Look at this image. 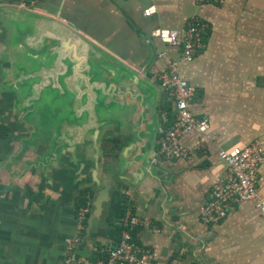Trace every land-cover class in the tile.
<instances>
[{
  "label": "crops",
  "instance_id": "obj_1",
  "mask_svg": "<svg viewBox=\"0 0 264 264\" xmlns=\"http://www.w3.org/2000/svg\"><path fill=\"white\" fill-rule=\"evenodd\" d=\"M150 7L156 12L146 17ZM194 15L209 23L205 47L179 73L197 88L190 108L209 117V138L192 131L182 143L205 140L203 150L154 164L157 128L175 108L155 77L182 46L153 32L183 34ZM40 56L54 81L45 101L29 96L35 111L26 115L25 78ZM89 62H105L108 72L99 76ZM257 140L264 143V0H0V264H64L69 255L96 264L117 245L112 199L89 219L95 167L109 196L122 194L142 218L137 241L156 264H264L256 202H240L218 224L201 220L226 173L219 153ZM258 187L264 199V166ZM85 188L93 197L80 227L75 199Z\"/></svg>",
  "mask_w": 264,
  "mask_h": 264
},
{
  "label": "built area",
  "instance_id": "obj_2",
  "mask_svg": "<svg viewBox=\"0 0 264 264\" xmlns=\"http://www.w3.org/2000/svg\"><path fill=\"white\" fill-rule=\"evenodd\" d=\"M196 2L220 4L224 0H196ZM155 12V7H150L144 11V15L151 17ZM208 28L209 23L206 19L194 15L188 19L183 34L175 29H157L153 32V37L164 44L182 46L180 58L170 59L166 70L159 72L155 77L162 90L173 99L175 108L171 124L157 128L158 149L152 160L154 164L163 159H189L196 151L203 150L205 140L192 148L182 143L181 138L192 131H198L209 138L207 136L210 129L209 117L198 116L190 108L197 88L179 73L180 63L193 62L205 47ZM165 55L166 53L162 52L159 57L164 58ZM166 122L167 118H165ZM219 156L225 165L226 173L210 192L201 213L202 222L206 225L222 222L240 202H256L264 214V199H260L258 187L259 173L264 166V143L257 140L244 147L222 150ZM88 212V205L77 212L80 227L86 220ZM118 225L121 231L117 245L108 250L96 264H156L153 250L137 241L136 233L143 225L142 218L128 210L118 221ZM74 262V257L69 255L64 264H74ZM84 262L90 264L88 261Z\"/></svg>",
  "mask_w": 264,
  "mask_h": 264
},
{
  "label": "water",
  "instance_id": "obj_3",
  "mask_svg": "<svg viewBox=\"0 0 264 264\" xmlns=\"http://www.w3.org/2000/svg\"><path fill=\"white\" fill-rule=\"evenodd\" d=\"M27 33H28V31H27ZM30 35H32V33L30 34ZM38 35L39 34H37V37H38ZM71 48H74V45H72L71 46ZM102 54V53H101ZM103 55V54H102ZM63 56V55H62ZM106 61V60H105ZM111 63V62H110ZM64 65V64H63ZM89 67H90V70L92 71V70H95L97 73H100L99 74V76H102L103 74H104V72L105 71H107L108 70V66L105 64V62L104 63H93V62H89ZM117 67V66H116ZM64 68L66 69V71H67V65L65 66L64 65ZM120 69H118L117 71H118V73H122V72H126L128 69L127 68H122V67H119ZM44 70H45V65H44V68H43ZM103 70H105L104 72H102L101 73V71H103ZM65 71V72H66ZM108 72V71H107ZM36 73V75H34ZM35 73H33V74H28V75H30L29 77H26L25 78V80H28V79H30V78H32V77H34V76H37V75H40V69L39 70H37V71H35ZM118 75V74H117ZM50 81L52 82V81H54V79H52V78H50V74H48V71H46L45 70V77L42 79V83H41V86H40V89H39V93H40V100L41 101H45L46 100V98L45 97H47V99L49 98V94H46V89L48 88V86H49V83H50ZM63 81L64 80H59V82L61 83V84H63ZM90 81V85H91V83H92V80H89ZM109 81V79H106L105 80V83H107ZM63 87V85H61V88ZM64 88V87H63ZM56 90H61V89H59V87H56ZM52 97L54 98V99H51L52 101L53 100H57V99H59L60 98V95H59V92H57L56 94L55 93H53V95H52ZM58 101V100H57ZM112 101H110L109 103H111ZM129 147H131V145H129L127 148H125L123 151L125 152ZM96 148H98L97 146H96ZM97 160V159H96ZM93 180H94V182H95V184H96V186L98 187V195H97V197H96V199H95V201H94V203H93V207H94V210H93V212H92V214L89 216V219L92 221V220H94V219H96V218H100L101 217V215H102V212H103V203H107V202H110L111 201V196H109V193H108V187L107 186H102L101 187V185H100V180H99V178H98V172H97V170H96V167H95V170L93 171Z\"/></svg>",
  "mask_w": 264,
  "mask_h": 264
},
{
  "label": "trees",
  "instance_id": "obj_4",
  "mask_svg": "<svg viewBox=\"0 0 264 264\" xmlns=\"http://www.w3.org/2000/svg\"><path fill=\"white\" fill-rule=\"evenodd\" d=\"M171 112V109L168 111ZM173 117V115H172ZM173 118H171L170 116V120L168 121L167 119V124L166 126H169L172 122ZM6 128V127H4ZM3 128V129H4ZM3 134H6V132L4 131ZM93 194L92 191L89 188H85L84 190H82L79 195L77 196V198L75 199V214L77 215V212L81 209V208H85L88 205L89 199H92ZM127 202L124 199V197L122 196V194L115 192L112 196V210H111V214H110V223L111 225L114 227L117 225L118 221L126 214L128 206H127ZM85 224L86 220L83 222ZM118 227V226H116ZM119 228V233L121 228Z\"/></svg>",
  "mask_w": 264,
  "mask_h": 264
},
{
  "label": "rangeland",
  "instance_id": "obj_5",
  "mask_svg": "<svg viewBox=\"0 0 264 264\" xmlns=\"http://www.w3.org/2000/svg\"><path fill=\"white\" fill-rule=\"evenodd\" d=\"M22 55L25 59H30V60L33 59L29 48L25 47ZM43 68H44V61H43L42 56H40L39 58H36L34 60V66H33L34 70L40 69V75H37V76H34L28 79V83L24 87V93H25V99H26V105L24 106V112L26 115L29 112L34 113L35 111L34 108H35L36 103L34 102V99L30 98L29 96H33V95L35 96L39 92L40 87H37V86H39V84L42 83V79L45 77V70ZM34 87H37V88H34ZM33 90H35V92ZM38 96H40V94ZM43 136H44V132H43Z\"/></svg>",
  "mask_w": 264,
  "mask_h": 264
}]
</instances>
